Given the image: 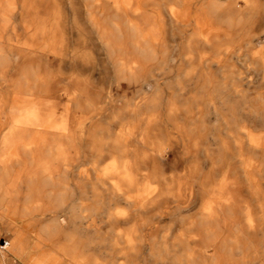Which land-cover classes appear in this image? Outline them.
<instances>
[{
    "label": "bare ground",
    "instance_id": "obj_1",
    "mask_svg": "<svg viewBox=\"0 0 264 264\" xmlns=\"http://www.w3.org/2000/svg\"><path fill=\"white\" fill-rule=\"evenodd\" d=\"M125 1L129 5L133 0ZM246 1L259 9L264 7V0ZM206 6L212 8L215 4ZM11 15L10 11L0 13V181H5L8 167L14 163L20 170L14 175L11 186L17 188L25 183L28 190L25 194L18 191L12 194L6 187L4 193L9 194L11 200L4 212L24 217L42 207L50 212L49 219L57 222L56 216L51 215L57 205L65 198L93 197L94 186L100 183L113 185L117 190L135 184L133 187L140 191L134 195L125 193L127 198H137L141 206L160 207V215H166L171 207L167 204L161 208L164 197L175 195L171 192L174 184L168 180L164 168L168 162V145L153 146L143 135L144 132L147 135L168 133L185 150L188 142L182 128L170 130L160 112L143 117L141 110L158 105L155 86L161 79H169L172 72L180 70L187 75L202 70L203 40H186L175 55L160 25L138 22L157 16L143 10L105 13L102 15L105 22L89 26L59 23L73 20L70 14L69 17L54 15L47 23V19L33 13L31 29L26 30L23 42L26 46L14 48L13 39L19 34L11 25ZM95 16L87 14L90 19ZM201 30L202 26L190 35L198 37ZM13 55L20 60L17 65L10 63ZM221 63L217 59L210 65ZM15 66L17 69L13 71ZM61 70L68 74L64 76ZM45 86L48 87L46 93L33 101L36 94L45 91ZM124 88L131 92L130 98L120 93ZM7 91H11L12 96ZM112 91L118 95L117 99H113ZM29 99L32 101L24 102ZM175 111L176 107L170 106L169 112ZM38 118L44 122L42 130L31 125ZM143 121L146 129H143ZM197 140L191 141L194 146ZM245 143L247 149L243 151V141H236L237 161L233 167L228 166L221 177L217 176L221 166L226 168L223 158L217 161L218 167L214 160L210 161L211 169L207 174H197L189 168V174L185 172L178 185V191L186 194L191 188L189 178L199 175L202 193L203 185L219 187L221 192V196L206 207L202 204L199 213L204 216L203 232H194L187 240L188 245L193 246L187 252V260L194 257L199 247L203 264H264V253L250 258L244 252L239 258L246 245L244 241L255 247L258 234L264 232V141L248 139ZM129 155L134 158L130 159ZM173 159L171 169L175 168L176 159ZM136 164L141 169L132 171ZM23 172H26L24 179ZM138 179L142 185L135 183ZM245 189L252 196V207L240 204V194ZM19 198L23 200L20 208L15 204ZM33 199L42 204H34ZM239 209L242 217L236 215ZM73 212L70 207L68 213L73 215ZM64 216L62 220L67 214ZM62 220H58V226ZM128 220L129 215L124 217L117 212V222ZM215 220H220L224 231L229 232H215L207 226ZM50 228L53 227L47 226L40 232H50ZM58 228H54L55 232ZM37 237L51 241V236L45 238L37 234ZM6 246L7 242L3 241L0 248L5 250ZM65 255L78 264H96L82 257L72 246L65 250Z\"/></svg>",
    "mask_w": 264,
    "mask_h": 264
},
{
    "label": "rangeland",
    "instance_id": "obj_2",
    "mask_svg": "<svg viewBox=\"0 0 264 264\" xmlns=\"http://www.w3.org/2000/svg\"><path fill=\"white\" fill-rule=\"evenodd\" d=\"M127 7V10L135 12L148 11L139 9L135 5H127ZM244 9L249 12L247 18L244 19L246 22H250L249 19L253 16L264 12V7L259 9L248 1H246ZM169 12L170 15L174 14L172 9ZM73 14L75 19L72 21L61 20L59 23L89 26L105 22L102 19V15L105 13H92L96 16L91 19H84V13ZM60 15L67 16V14ZM184 19H177L178 22L176 19L169 20L160 12L158 17L151 20L138 21L141 24L160 25L163 28L164 37L170 43L169 46L173 47L175 55L186 40H203V57L207 60H204L202 70L196 71L194 74L187 75L183 70H180L174 72L175 74L172 72L169 79L163 80L159 77L160 84L155 86L156 96L159 97L158 105L154 109L142 108L141 110L143 117L152 112H160L168 122L170 130L176 131L182 128L183 137L188 142V147L185 150L180 142L174 141L175 138L168 133L159 135L149 133L147 135L144 132L143 135L146 139L148 137L153 146L168 145L169 160L167 159L168 162L164 168L168 180L174 184L171 192L176 195L164 197L163 202L165 203L161 208L169 204L171 208L168 213L160 215V207L141 206L137 202V198H127V194L134 195L140 191V188L133 187L135 184L128 189L121 186L120 190H117L113 185V187L102 186L100 183L95 184L93 197L88 199L78 196L65 198L63 203L57 205L54 213H51L56 216L57 222L65 218L64 215L67 214V220H62L59 226L55 220L49 219L50 212L46 208L44 210L39 207L34 211L31 210V213L24 217L3 214L0 209V214L8 219H13L12 222L24 228L19 234L18 243L19 251L21 254H25V259L22 263L18 261L14 264H72L65 255V250L71 246L82 257L96 264H203V253L200 252L199 247L192 259L185 258L189 249L193 247L188 245L187 240L194 232H203L204 216L199 213L202 204L203 208L206 207V204L211 200L219 198L221 192L219 187L211 188L210 185L206 187L203 185L202 193L199 187V175L195 179L187 177L191 188L190 192L187 191L186 194L181 192L183 190L178 191V185L185 172L189 174V168L196 170L197 174H207L211 169L210 161L214 160L218 167L220 163L217 161L223 158L226 161V168L221 166L217 176L221 177V173L227 170L228 166L233 167L237 161L236 141H243V151L247 149L245 142L248 139L254 142L264 141V35H260L264 28L260 19L253 20L241 31H230L229 27L220 29L204 25L200 36L194 37L190 34L194 32V29L200 27L175 26L180 23H188ZM46 22L50 23L51 20L48 18ZM226 22L231 26L239 21L228 20ZM220 32L223 34H219ZM17 33L19 35L13 39L14 48L26 46L23 45L26 39V35L25 38L23 37L24 32L18 29ZM80 40L82 39L80 38ZM17 57V55H13L10 63L17 65L19 60ZM217 59L221 60L220 65H210ZM16 69L15 66L13 71ZM9 71L12 72L10 69ZM61 72L64 76L68 74L65 70H61ZM96 84L102 86L99 82ZM44 89L45 91L35 95L33 101L39 100L46 93L48 87L45 86ZM9 90H11L10 87ZM10 93L11 91H7V94L12 96ZM120 93L126 94L128 98L131 96V92L125 88ZM112 94L113 99H117L118 95L115 91H112ZM31 101L32 99H29L24 102ZM170 106H175L176 111L170 113ZM43 123L42 119L38 118L33 120L31 125L42 130ZM142 126L143 129H146L145 121ZM195 138L198 139L196 146L191 142ZM225 144H227L226 148L228 147L227 152L224 148ZM251 154L253 155V150ZM129 157L133 159L134 155H129ZM173 157L176 159L175 170L170 168L174 161ZM137 169H141V167L136 164L131 170ZM19 170L20 167L11 163L7 170V178L5 181H0V208L6 207L7 201L11 200V196L6 195L5 191L3 192L6 187L11 190L12 194L14 191L25 194L28 190L25 183H21L17 188L11 186L14 175ZM25 174L26 172H23V179ZM240 178L242 181L243 178ZM135 183L142 185L141 179ZM244 187L246 188V186ZM3 194L4 197H2ZM33 202L38 205L42 204V201L36 199H33ZM15 204L20 208L23 205L22 198H19ZM240 204L253 206L252 196L247 189L240 194ZM70 207L74 209L73 215L68 213ZM117 212H120L124 217L129 215V220L117 222ZM236 215L242 217L240 209ZM47 226L53 227L49 229L50 232H40ZM207 226L212 227L215 232H229L224 231L220 220L210 221ZM55 227H59L57 232L54 230ZM37 234H42L45 238L51 236V241L45 242L37 237ZM12 239V228L5 218L0 217V245L3 241ZM256 239L258 244L255 247L244 241L246 245L242 248L243 252L239 253L240 259L244 252L250 258L264 253V232L259 233ZM201 246L203 247V241H201ZM0 251H3V255H5L4 250L0 248ZM3 264H9V262L6 261Z\"/></svg>",
    "mask_w": 264,
    "mask_h": 264
},
{
    "label": "crops",
    "instance_id": "obj_3",
    "mask_svg": "<svg viewBox=\"0 0 264 264\" xmlns=\"http://www.w3.org/2000/svg\"><path fill=\"white\" fill-rule=\"evenodd\" d=\"M115 1V0H114ZM0 0V13L5 11L12 12L11 25L19 30H23L25 38L26 30L31 29L32 14L37 13L42 18L48 19L54 15L67 14L66 17L74 16L73 13H84L83 18L87 19V14L92 13H111V12H124L128 9L125 0ZM133 0L129 6L135 5L140 9L152 11L156 17L161 12L162 16L169 20L184 19L188 23H180L175 26H187V27H202L204 25L218 27L220 29H226L232 31H241L249 26L253 20L260 19L263 22L264 28V12L257 14L253 18L249 19L250 22L244 20L247 18L248 13L244 8L246 0ZM144 1V2H143ZM209 3L215 4L214 7L206 6ZM202 5V10H201ZM173 10L174 14L170 15L169 10ZM245 10V11H244ZM70 14V15H69ZM202 14V16H201ZM69 15V16H68ZM241 17L239 18V16ZM253 15V14H252ZM65 16V15H62ZM200 17V18H199ZM202 17V18H201ZM90 19V18H88ZM243 19V20H242ZM233 20L239 21L229 26L226 21ZM247 20V21H249ZM72 21V20H68ZM88 21V20H87ZM242 21V22H240ZM223 34V33H219ZM260 35H264V31L260 32ZM4 192V189H3ZM4 197V194L3 196ZM8 202V201H7ZM3 214L4 208H0ZM3 214L0 217L5 218L6 222L10 225L13 231V239L7 242V248L0 251V261L9 264L16 262L22 263L24 261L25 254H21L19 251L18 238L22 229L19 225L12 222L11 218L8 219ZM11 216L9 213L7 214ZM17 217V215H16ZM19 221V220H18ZM41 239V238H40ZM45 241V240H43ZM42 241V242H43ZM47 242V241H45ZM44 242V243H45ZM68 260L72 264H78L75 260L68 257ZM72 261H71V260ZM75 262V263H74ZM1 264V263H0Z\"/></svg>",
    "mask_w": 264,
    "mask_h": 264
}]
</instances>
